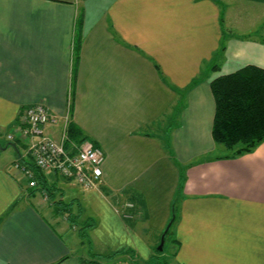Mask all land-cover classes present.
Masks as SVG:
<instances>
[{"label":"crops","instance_id":"1","mask_svg":"<svg viewBox=\"0 0 264 264\" xmlns=\"http://www.w3.org/2000/svg\"><path fill=\"white\" fill-rule=\"evenodd\" d=\"M247 65L264 68V0H0V264L82 262L42 209L58 219L68 204L49 189L71 179L42 171L44 187H30L15 166L34 162L28 146L6 136L37 102L61 117L48 135L68 116L103 149L102 182L84 200L108 221L111 249L147 260L176 218L173 264H264V142L217 159L212 135L210 83ZM121 256L111 264H129Z\"/></svg>","mask_w":264,"mask_h":264},{"label":"trees","instance_id":"2","mask_svg":"<svg viewBox=\"0 0 264 264\" xmlns=\"http://www.w3.org/2000/svg\"><path fill=\"white\" fill-rule=\"evenodd\" d=\"M82 31L83 23L82 17H80L77 24V49H79L82 41ZM221 49H224V46ZM210 86L216 103L212 135L220 149V154L216 158H236L253 152L264 142V68L247 65L235 72L216 77L211 81ZM27 108L19 114L20 128L24 126L21 119ZM68 130L70 138L76 143L90 139L72 122H69ZM17 136H19V133ZM17 162L19 161L15 162V166ZM27 165L34 172L37 183L44 187L46 180L43 172L47 171L41 170L35 162L27 163ZM184 182L185 177L181 176V188L184 186ZM49 190L52 192V189ZM175 215L174 213L173 216L175 217ZM73 219L75 220L74 217ZM74 220L71 222L74 223ZM175 221L176 218L173 219L166 232L164 249L159 251L157 248L149 259L140 262L135 258L134 250L131 248H127L122 252L115 251L113 254H108L107 258L113 260L119 255L127 254L130 257L131 264H151L154 260L159 264H163L161 256L165 252L167 237L172 233L171 227ZM66 258H63L60 262Z\"/></svg>","mask_w":264,"mask_h":264},{"label":"built area","instance_id":"3","mask_svg":"<svg viewBox=\"0 0 264 264\" xmlns=\"http://www.w3.org/2000/svg\"><path fill=\"white\" fill-rule=\"evenodd\" d=\"M60 121L59 115L52 113L43 102H37L25 110L21 119L24 126L19 128V137L26 142L28 154L41 170L58 172L61 176L74 180L85 188H96L103 178L105 161L103 149L96 146L90 139L81 143L74 142L68 132V116L63 118V130L59 139L45 132V125H57ZM1 132L0 128V134ZM6 136L12 141L17 137V133L8 132ZM16 167L29 181L30 187L38 185L34 172L30 168L19 162L16 163ZM133 206L132 202H127L124 208L128 210ZM125 215L132 216L130 212Z\"/></svg>","mask_w":264,"mask_h":264},{"label":"rangeland","instance_id":"4","mask_svg":"<svg viewBox=\"0 0 264 264\" xmlns=\"http://www.w3.org/2000/svg\"><path fill=\"white\" fill-rule=\"evenodd\" d=\"M49 172L57 175L59 174L58 172L55 171H49ZM65 180H70V179L65 178ZM69 182H73V181L72 180L63 181L60 178L58 182L59 189L58 188L52 189L53 195H51L50 198L51 202L63 201L65 204H68V206H63V205L56 206L57 209L56 214L58 219L56 220L53 214L50 215L47 212H45L44 208L42 207L43 212L47 216L48 220L53 224V226L59 232L62 233V235L67 240L68 244L72 246L73 253L81 258L82 262H79V264H111V261L109 258H107V255L113 254V252L115 253V251L111 249L108 246V244L104 242V240H106L107 238L106 227L108 221L104 220L102 223L103 212L96 211L94 206L88 204V202L84 200V194H87L86 188L85 187H84L85 189L81 188L83 187L81 185H80L81 187L80 186L76 187ZM77 197L81 200H84V204H83L84 206H77V205L74 206V202L78 200ZM37 198H39L41 201L43 200L40 194H37ZM37 198L34 200L35 202L38 201ZM103 208L105 213H107L106 215L109 218H113L112 214H116L114 213L115 212L114 208L119 211V214L122 211L121 206H114V208H112L111 206H103ZM77 212L80 215L82 214V216L77 221L74 220L75 226H73L72 222L66 221L64 218H62L64 215H70L72 213L77 214ZM176 228H177V223H174L171 227V232H173L174 237H175ZM171 236L172 233H170L167 237L166 247L164 252L165 254L161 256V261H163V264L166 263L173 264V255L171 252V243H170ZM116 239H118L119 243L121 242V245H119L121 249L122 247L129 244L127 238L125 239V237H123L120 233L116 235ZM160 240L155 245L154 244L152 245L153 247L152 251L154 253L160 244ZM120 251L122 252L123 250ZM174 252L175 251L173 250V253ZM119 257L122 258L121 255H119ZM144 260L145 259L140 258L139 261L141 262ZM129 264H131V262H129ZM151 264H159V263H157V261L154 260L151 262Z\"/></svg>","mask_w":264,"mask_h":264},{"label":"water","instance_id":"5","mask_svg":"<svg viewBox=\"0 0 264 264\" xmlns=\"http://www.w3.org/2000/svg\"><path fill=\"white\" fill-rule=\"evenodd\" d=\"M168 228H169V226L166 228V230L164 231V233H163L162 236H161L160 244H159V246H158V250H159V251H162L163 248H164V244H165V235H166V232L168 231Z\"/></svg>","mask_w":264,"mask_h":264}]
</instances>
